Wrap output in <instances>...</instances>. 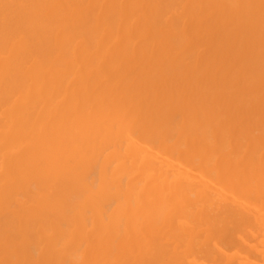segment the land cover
<instances>
[{
    "label": "bare ground",
    "instance_id": "bare-ground-1",
    "mask_svg": "<svg viewBox=\"0 0 264 264\" xmlns=\"http://www.w3.org/2000/svg\"><path fill=\"white\" fill-rule=\"evenodd\" d=\"M0 264H264V0H0Z\"/></svg>",
    "mask_w": 264,
    "mask_h": 264
}]
</instances>
